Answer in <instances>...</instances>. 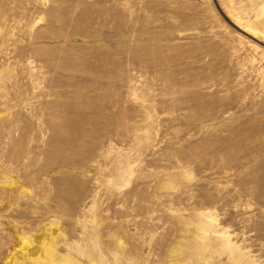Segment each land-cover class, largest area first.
<instances>
[{"label": "rangeland", "instance_id": "374dc122", "mask_svg": "<svg viewBox=\"0 0 264 264\" xmlns=\"http://www.w3.org/2000/svg\"><path fill=\"white\" fill-rule=\"evenodd\" d=\"M18 263L264 264V0H0Z\"/></svg>", "mask_w": 264, "mask_h": 264}, {"label": "bare ground", "instance_id": "6f19581e", "mask_svg": "<svg viewBox=\"0 0 264 264\" xmlns=\"http://www.w3.org/2000/svg\"><path fill=\"white\" fill-rule=\"evenodd\" d=\"M49 253V252H48ZM52 254V253H51ZM18 264H20V263H18Z\"/></svg>", "mask_w": 264, "mask_h": 264}]
</instances>
